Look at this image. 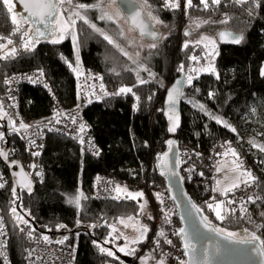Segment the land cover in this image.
Here are the masks:
<instances>
[{
    "label": "trees",
    "instance_id": "1",
    "mask_svg": "<svg viewBox=\"0 0 264 264\" xmlns=\"http://www.w3.org/2000/svg\"><path fill=\"white\" fill-rule=\"evenodd\" d=\"M92 1L94 0H73ZM148 3L153 14L163 21L166 38L160 40L155 54L145 59L147 71H139V78L146 81L143 84H138L137 71L129 66L125 57L102 37L93 33L83 21L77 20L76 24L82 68L79 77L61 59L63 56L73 66L76 65L71 37L65 38L60 44L41 40L33 52L20 49L18 36L12 37L16 42L18 55L0 60V105L3 106V113H6L0 119V127H3L5 117L13 122L8 132L12 152L10 159L23 162L28 157V151L24 145L22 130L19 133L13 131V124L17 127L18 125L14 113L2 97L3 80L10 73L25 70H43L50 89L45 91L40 87L22 85L20 112L32 122H43L52 117L53 102H57L65 114H75L84 119L88 125L87 130L99 145L100 154L93 157L82 153L75 140L48 133L41 157L43 178L38 181L33 177L32 195L21 193L19 201L15 199L13 203L11 185L7 190L0 189V207L8 227L11 264H25L26 247L44 243L42 240L36 242L41 234L45 235L46 231L57 229L58 225L73 228L78 223L92 226V229L90 235L71 236L64 240L75 247V264H125L119 258L102 254L96 244L105 249L111 246L110 226L121 218L136 217L140 212L139 198L126 199V195H115L114 197L119 198L97 200L91 196V180L94 174L103 173L139 186L149 168L148 180L163 187L155 170V158L163 151L168 138L162 101L165 83H171L181 73H185L186 79L192 78V86L186 83L183 90L181 127L176 138L180 144L186 143L203 152H207L214 145L220 146L223 153L225 148L232 147L239 155L242 168L245 169V162L249 165L257 178L258 196L261 199L250 204L247 215L250 216L253 226H261L257 234L264 239V215H261L264 213V153L256 150L253 155L246 154L237 130L232 132L212 118L219 117L225 122L231 121L234 125H239L248 116L255 120L254 126L261 131L264 138V77L259 75V68L264 61V0H249L244 5H236L232 0H222L219 7L207 11L202 6L192 7L187 12L184 6L174 10L164 7V0H148ZM193 4L199 5V0H193ZM0 8H3L2 0ZM225 14L231 17L228 24L213 23L222 20ZM197 20L210 22L196 28L195 32L216 33L227 29L244 37L237 46L218 43L213 60L215 72L197 74L193 66L203 67L206 64L203 48L195 43L184 47L186 36L181 29L195 26L193 22ZM12 28L10 15L6 16V9H3L0 11V36H9ZM181 65L184 66L183 71H178ZM87 72L102 77L100 82L113 93L122 86L131 87L132 92L119 96L106 95L92 100L91 103L86 102L78 96L77 85ZM184 92L189 94L191 102L185 100ZM210 92L215 93L213 98H209ZM136 97L140 99L137 101ZM134 104L137 105L135 109ZM199 105H203L205 111H201ZM251 107L254 108L253 115L250 114ZM193 167H198L193 161L181 163L183 173ZM260 168H263L262 173ZM213 170L212 166L202 164L199 174L204 184L184 179L187 192L202 218L207 217L211 225L227 231L243 232L250 222L247 224L242 219L238 220L237 211L235 215L220 221L207 206L215 201L211 197ZM5 172L8 175L6 168ZM128 190L139 188L130 187ZM79 192L87 197L81 201L80 210L68 202ZM227 200L225 197L220 201L226 207L232 208V205H227ZM13 207L19 216L32 220L38 228L33 234L35 239L27 236L30 227L35 228L33 224L29 223V226L21 223L17 227L18 222L11 212ZM144 222L150 231V222ZM20 228L25 231L21 232ZM148 234L149 232L145 241L136 248V253L146 244ZM106 239L110 244L104 242Z\"/></svg>",
    "mask_w": 264,
    "mask_h": 264
},
{
    "label": "snow or ice",
    "instance_id": "2",
    "mask_svg": "<svg viewBox=\"0 0 264 264\" xmlns=\"http://www.w3.org/2000/svg\"><path fill=\"white\" fill-rule=\"evenodd\" d=\"M23 12L17 13L14 11L16 5L13 3V0H2L3 8H0V11H3V9H6V16L10 15V21L13 25L12 31L9 34V36H0V41H6V43H0V53H3L0 55V60L2 59H9L14 58L16 55H18V48L15 46L16 42L12 39L13 36H18L19 38V48L22 49L25 52H33L36 49V46L41 43V40H43L51 43V44H60L63 42V40L66 38V36L71 37L73 47L76 53V65L73 66V64L69 61H67L63 56H61V59L65 60V63L68 64L69 68L72 69L73 72L77 74V77H79L82 74V68L80 65L79 60V41L76 31V24L77 20L83 21L85 25H87L93 33L98 34L100 37L103 38L104 41H107L109 45H112L115 47L122 55L128 57L129 59H132V56L130 53H128L123 47L120 46L119 43H117L111 35H109L106 31L98 27L95 23H93L87 16V12L89 10H97L100 12V15L97 17L99 20L108 21L113 24H116L118 28H120L119 21L123 19L125 23L129 24L128 31H138L139 35L141 37L148 36L151 38L152 42L147 44V47L149 49H155L158 47V41L160 39H164L166 37H163L159 35L156 31H154V26L149 25L146 22L145 17L148 19L154 21L156 24H162L163 21L159 19L158 16L154 15L151 10V5L148 3V0H142V3H140L137 10L134 12L128 13V7H130L133 3V0H120L121 7L125 10V15H122L121 13V7H115L117 5V0H96L93 4H74L73 0H20ZM232 2L236 5H244L249 2V0H232ZM255 2V0H253ZM222 4V0H199V5H194L193 0H185L184 2V9L185 12H187V9L192 7H199L202 6L203 10L207 11L210 8L219 7ZM67 5V7H65ZM127 6V7H125ZM180 0H164V7L174 10L177 8H180ZM146 10V11H145ZM26 13V15H24ZM249 15H251V12H249ZM231 17H229L227 14L224 15V18L219 21H213V23H221V24H228ZM210 21L208 20H197L194 21L195 28L201 27L203 24H207ZM42 26V27H41ZM186 36L190 35V32L186 31L184 33ZM120 36H125V32L123 28H120L119 30ZM219 37L221 39L227 37L229 38L230 42L239 44L243 40L242 34H233L231 32L222 31L219 33ZM208 41L209 44L215 45V40L206 37L201 36L199 40L195 41L194 43L199 45L203 41ZM129 44H132V41H129ZM9 45H13V47L9 48ZM143 47V45H141ZM184 47H189V43L185 42ZM137 57H139L140 53L137 52L135 54ZM192 59H197L196 57H192ZM134 63H137V61H133ZM184 66L181 65L178 71H183ZM139 70L147 71V69L143 65H138ZM40 72V75H43V70H38ZM211 71H215L214 68L211 69ZM152 75L151 73H149ZM261 76H264V68L260 71ZM91 78V77H90ZM29 80H31V77H28ZM96 79H101L102 77H96ZM137 79L138 84L146 83V81L139 78V71H137ZM217 79H219V76L217 75ZM10 80H5L4 83L8 84L10 83ZM188 86H192V78H188ZM181 84V81H176V86H173L171 89L168 90V99L167 104L169 105L168 112H165V115L168 116L170 121V126L168 128V131L170 133H174L177 128L179 127V116L176 114L175 111V105L177 103V100L179 97L183 95L181 88L178 87V85ZM47 87V85H45ZM135 87V86H134ZM100 90L104 92V95H114L119 96L121 94H128L132 92L131 87L122 86L120 87L116 92L114 93H107L104 90L103 83L100 84ZM196 91H199V89H196ZM135 95V93H133ZM215 96V93L210 92L209 98H213ZM99 99V97H97ZM137 101L140 99L139 97H136ZM148 99H151V96L148 97ZM89 103H91V100H89ZM137 105H133V108L135 109ZM201 111H205L203 105L198 106ZM254 111V110H253ZM206 115H210L209 113L205 112ZM6 115V113H3V106L0 105V119H3V116ZM59 115V113L57 114ZM215 119L217 124L223 125L225 128H229L230 131L236 132V129L231 127L227 122L221 120L219 117H212ZM72 122L76 123L75 117H72ZM10 124H12V121H9ZM57 123H59V120H57ZM30 125H26L22 121L19 123L18 127L13 124V131L19 133L20 130H27ZM85 125L80 124V131L83 132L85 130ZM51 130V129H49ZM4 139V134L0 133V140ZM81 143H83V138L81 137ZM30 144H35V141H29ZM169 145H172L173 141L169 140L167 142ZM230 144V142H226ZM253 147L259 148L261 152H264V146L256 144L254 141H250ZM42 147V146H41ZM229 153H231L232 157L235 159L233 160V167L227 168L226 165H220L216 168V171L218 173L224 172V180H217V185H221L224 183L226 186L221 190L219 187L213 188L212 191H220V194L223 196H227L229 193L234 192V190L239 189L241 187V184H243L245 187L251 188L256 182L257 178L253 176L250 170L243 169L242 163L239 162L240 158L239 155L236 153L234 149L231 147H228L227 150L224 153H218V155L227 156ZM95 155H99V150L97 149L94 152ZM34 156L40 155L39 152L32 153ZM167 155V154H165ZM198 155V154H197ZM0 157H3L5 160H7L8 153L0 150ZM180 161L177 160V165H179ZM17 164L16 161H10L9 166H15ZM34 167V165H33ZM227 168V170H225ZM235 173H239V175H235ZM14 176H22L23 182L20 180L17 181V183L24 188H27L29 192H31V182L27 180V174L23 173V169H21V173H13ZM39 175V173H37ZM161 175H164V172H161ZM169 175H177L174 171L170 172ZM202 175V173H201ZM241 177H244L241 179ZM99 179V178H98ZM4 184L0 183V188H3ZM118 194L122 191V189L119 186H116L114 189ZM126 191V189L124 190ZM13 193V203H15V199H18L16 188L14 187L12 189ZM157 199L160 198V194L157 193ZM143 198L142 192H136L131 193L128 192L126 195V199H136V198ZM119 196L113 197V199H118ZM87 199L83 195L82 192H79L77 195H75L73 198L69 199V203L73 204L78 210L81 209V201ZM215 199V198H213ZM260 196H248L246 198V202L248 203H255L256 201L260 200ZM163 203V201H161ZM236 203L235 199H228L227 205H233ZM245 200L244 198H241V204H240V215L237 217L238 220L240 219H248L249 222L251 221L250 216L247 215V208L244 206ZM208 208L210 210H213L216 215V219L220 221H224L225 219L229 218L232 215H235L236 209L235 208H229L224 205L223 201L216 202L215 204L209 203ZM146 207V202L143 204H140V212H138L136 215L137 217L140 215L145 214L144 209ZM193 207H196L193 205ZM163 212V222L165 224H170V212L165 211L164 209H161ZM199 211V209H197ZM11 212L15 219L17 220V227H19V224L29 225V221L24 219L22 216H19L16 212V208L13 207L11 209ZM30 215V214H29ZM261 215H264L262 213ZM148 219H154L151 215L147 216ZM127 221H135V223L132 224V227L135 228L138 235L136 238L128 240V237L125 235V233L121 232L119 237H113V239H118L120 237H123L126 241L125 246H118L117 251L124 253L125 255H135L136 249L128 247L129 244H140L147 238V233L149 232V228L146 225L140 224L139 221L132 216H129L126 218ZM202 223L205 224L206 227H208L211 231L215 232L216 235L221 236L225 241L231 242L233 244H239V245H252L251 251L255 252L257 255L261 257V264H264V239L261 238V235H258L257 232H249L248 229L243 230V235L235 232V231H227L224 228L220 227H214L210 224L207 217L202 218ZM120 224H123L125 228L129 227V224L126 222L124 218H121L119 220ZM137 225H139L137 227ZM30 226V225H29ZM3 223L0 222V235H4L3 232ZM59 227H64L63 225H58ZM112 231H117L116 227L114 225H111ZM261 226H257L259 229ZM21 232H24V228H20ZM36 229L30 227V231H28L27 236L29 239H35L34 233ZM172 235L179 236L182 238V248H183V255L185 257H188L187 260L180 259L179 264H209V260L211 256L218 255L221 253L222 248L221 245L216 244L213 246L212 252H209L208 248L198 249L196 244L192 243L191 240L187 238V235L185 234V230L183 228L178 229L177 231L173 232ZM109 236H111V232L109 233ZM67 237H64L62 240L58 241V243L63 244L64 240H66ZM43 241L45 244L51 243L49 237L47 235L41 234L39 240L36 242L39 243L40 241ZM105 243H110L109 240H105ZM161 242L167 245H173V241L169 239L164 231L163 228L157 231L155 237L153 238V243L155 244L156 248L161 247ZM94 244H96L95 241H93ZM96 246L99 248V251L102 254H106L108 257H113L118 259V257L115 256L114 251L111 249H105L104 247L100 246L99 244H96ZM3 246H0L2 248ZM35 249L28 251V258H31L33 256V253L35 252ZM161 255L166 257L168 254L165 252H161ZM37 259H40V257H37ZM141 264H145V260L141 258ZM157 264H165L164 259L157 260Z\"/></svg>",
    "mask_w": 264,
    "mask_h": 264
},
{
    "label": "built area",
    "instance_id": "3",
    "mask_svg": "<svg viewBox=\"0 0 264 264\" xmlns=\"http://www.w3.org/2000/svg\"><path fill=\"white\" fill-rule=\"evenodd\" d=\"M28 77H31V80H29ZM96 77H98L96 76V74L87 72L85 74V78H82L78 81V96L86 102H89V100L92 101L98 99L97 97L100 98L102 96H106L104 95V92L100 90L101 82L99 79H96ZM5 80H10L11 82L5 84ZM22 85L40 87L45 91H49L50 85L44 72L41 76L38 70L13 72L6 75L3 80L4 92L2 97L6 99L7 107L14 113L17 125H19V123L22 121L26 125L31 126L26 131L22 130V136L24 145L28 151V157L23 162H21V164L24 170L30 175V177H32V179L34 177L38 181H40L43 178L44 170L41 162V157L48 133H53L62 137L73 139L78 143L81 151L93 157L99 156L94 154L97 149L99 150L100 154L99 145L93 138L92 134L87 130L88 125L84 121V119H80L75 114H65L57 102H53V115L48 120L43 122H32L28 120V118L20 112V93ZM45 85H47V87H45ZM58 113L59 115H57ZM72 117H75L76 123L72 122ZM57 120H59V123H57ZM80 124H84L86 126L83 132L80 131ZM0 133L4 134L2 127H0ZM81 137L83 138V143H81ZM33 140L35 141V144H30L29 141ZM3 141L4 139L0 140V150L2 149ZM34 152H39L40 155H32V153ZM218 153H223V149L218 145H214L207 152H203L199 149L188 146L186 143L180 144L181 163L190 160L194 163H197L198 165V167H193L189 171H184V173L181 169L184 179H187L190 182L204 184V180L200 176L199 172L201 170L202 164L206 163L208 164V166H212L214 168L212 172V179H214L215 184L217 180L221 179V174L216 171L221 156L218 155ZM11 155L12 152L10 151L9 156ZM244 168L251 171L249 165L246 162L244 163ZM37 173H39V175H37ZM251 173L253 174V176H255L252 171ZM149 174L150 171L148 168L143 178L144 180L142 184L138 186L130 182L115 179L114 177L103 173H96L91 180V196L97 200L109 199L114 197L115 195L121 194H118L114 190L116 186H122L126 190H128L130 187H138L139 190H141L146 196L149 207L148 211L144 212L145 214L140 215V217L144 221H149L151 227L146 244L141 247L137 253H135L134 260H136L140 256L148 255L151 257L164 259L166 264H179V260H185V258L180 247L178 237L172 235V233L175 232L178 228L175 205L167 195L164 187L157 185L155 181L150 182L148 180ZM0 183L4 184V187L0 188L1 190H7L11 185L10 178L5 172V166L1 161ZM157 193L160 194L159 199H157ZM248 196H258L257 182L251 188L242 185L239 189L234 190V192L229 193L227 196L221 195L218 191H212V198H215V201H220L225 197H227L228 199H235L236 203L232 205V208H235L239 215L241 211V198H244V206L247 208V210L251 204L246 202V198ZM161 201H163V203H161ZM161 209L170 212V224H165L163 222L164 214ZM148 215H151L152 217H154V219H148ZM242 220L245 223L249 224L248 219ZM0 222L3 223V232L5 233L4 235H0V246H3L2 248H0V261L2 264H11L8 248V227L1 207ZM251 226L253 225L251 224ZM161 228L164 229L167 237L173 241V245H167L161 242V247L156 248L155 244L153 243V238L155 237L157 231ZM253 229H257V226H253ZM32 249H35L36 251L33 253V256L31 258H28V251ZM161 252H165L168 255L164 257L161 255ZM37 257H40V259H37ZM75 259V247L71 243L66 241H64L63 244H60L58 242L48 244H30L26 247L24 254L25 264H75Z\"/></svg>",
    "mask_w": 264,
    "mask_h": 264
},
{
    "label": "water",
    "instance_id": "4",
    "mask_svg": "<svg viewBox=\"0 0 264 264\" xmlns=\"http://www.w3.org/2000/svg\"><path fill=\"white\" fill-rule=\"evenodd\" d=\"M13 3L16 5L15 12L22 13L23 7L20 0H13ZM117 5L118 7H121L120 0H117ZM139 5L140 4L137 1L133 0L132 5L128 7V13L137 10ZM121 12L123 15L126 14L123 7H121ZM24 15H26V13H24ZM145 19L149 25L154 26L152 20L148 19L147 17H145ZM154 31H156L159 35H161L155 26H154ZM186 31L187 30H185V32ZM222 31L231 32L233 34H240L227 29L219 30L216 33V37L220 45L237 46L241 43V42L239 44L232 43L227 37L221 39L219 37V33ZM136 33L137 35H139L138 31H136ZM144 38L152 41L151 38L148 36H144ZM262 68H264V61L261 63V66L259 68V75L261 78L264 77L261 76L260 74ZM176 81H181V84L178 85V87L181 88V91L183 93V90L186 86L185 73H181L176 77H174V79L171 81L169 86L164 91L163 101H162V113L167 126L168 138L164 143L163 151L159 152L155 158V170L157 172L158 177L161 179L163 183V187L166 190L167 195L175 205L176 216L178 220L177 230L183 228L185 230V234L187 235V238L191 240L192 243L196 244L198 249L202 250L203 248H208L209 252L211 253L214 245L216 244L221 245L222 248L221 253L218 255L211 256L209 260V264H261V257L257 255L255 252L250 250L252 248V245H239L225 241L221 236L216 235L215 232L211 231L208 227L205 226L204 223L201 222L202 215L200 211H197L198 209L197 207H193V205L195 204L193 203L192 199L190 198L187 192L184 183V177L181 172L180 143L176 138L177 133L181 127L182 96L178 98L177 103L175 105L176 114L179 116V127L174 133H170L168 131V128L170 126V121L168 116L165 115V112H168L169 109V105L167 104L168 90L171 89L173 86H176ZM9 121L10 120L7 117H5L3 120L2 129L4 132V141L2 143V149H1L8 153V157L7 160H5L3 157H0V161L3 163V165L8 171V175L11 183V192L12 189L15 187L17 196L19 197L18 198L19 201L21 193H24L27 196L32 195L34 189V181L32 177H30V175L24 170L21 162L14 159H10L9 154L11 150V145L8 139V132L10 130L11 124L9 123ZM169 140L173 141L172 145H169L167 143ZM177 160L180 161L179 165H177ZM10 161H16L17 164L15 166L10 167L9 166ZM21 169H23L24 174H27V180L31 182V189H32L31 192H29L27 188L21 187L17 183L18 180L23 182L22 176L13 175L14 172L18 174L21 173ZM172 171L177 173V175L174 176L169 175V173ZM161 172H164V175H161ZM17 209H18V204H17ZM28 221L29 223L33 224L32 220L29 219ZM33 226L35 227V229H38L34 224ZM91 229L92 226H84L78 223L73 228L64 226V227H59L55 230L46 231L45 235L49 237L51 243H56L62 240L64 237H67L68 239L71 236L90 235ZM177 237L180 243V247L183 251L182 248L183 240L181 237L179 236ZM115 256L118 257L125 264H141V258L145 260V264H157V260H159V258L151 257L148 255L140 256L136 260H134L135 255H125L117 251H115ZM184 258L185 260L188 259V257L185 256Z\"/></svg>",
    "mask_w": 264,
    "mask_h": 264
},
{
    "label": "rangeland",
    "instance_id": "5",
    "mask_svg": "<svg viewBox=\"0 0 264 264\" xmlns=\"http://www.w3.org/2000/svg\"><path fill=\"white\" fill-rule=\"evenodd\" d=\"M134 1L139 2L140 0H134ZM95 2H96V0H94L92 2H73V3L74 4H79V3L93 4ZM184 2H185V0H180L181 7L184 6ZM140 3H142V1H140L139 4ZM65 7H67V5H65ZM115 7H118V5H116ZM14 11H15V9H14ZM99 15H100V12L97 10H89L87 12L88 18L93 23H95L98 27H100L101 29L106 31L109 35H111L112 38L117 43H119L121 47H123L128 53L131 54L132 59H129L128 57L123 55L125 57V59L127 60L130 67H132L136 71H142V70L138 69V65H143L146 68L145 59L149 56L152 57L155 54V51L159 48L161 41L160 40L158 41V47L157 48L149 49L147 47V44L152 42V41H150L144 37H141L140 35H137L136 31L129 32L128 31L129 24L125 23V21L123 19H121L119 21L120 28H123V30L125 32V36L122 37L119 35L120 28H118L116 24H113V23L108 22V21H103V20L97 19V17ZM153 24L157 28V30L160 32L161 36L165 37L166 31L163 29L162 24H156V23H154V21H153ZM181 30L183 33L185 32V30L190 32V35L186 36V42H188V43H194L195 41L199 40L201 36L210 37V38L215 40L214 46L212 44H209L208 41H206V40L199 44L203 48V53H204L203 55L206 58V64L203 67L193 66V69L195 70V72H197V74L213 72V71H211V69L214 68L213 60L215 58L216 49H217V45H218V40L216 37L217 32L216 33H211L208 31L195 32L196 28L193 25H191L187 28H182ZM67 37H70V35L66 36V38ZM42 40H43V38H42ZM130 40L132 41V44H129ZM141 45H143V47H141ZM8 47L11 48L12 45H9ZM137 52L140 53L139 57H137L135 55ZM2 54L3 53H1V55ZM74 55L76 58L75 50H74ZM134 60L137 61V63H134L133 62ZM214 70H215V68H214ZM188 78L186 79V83L188 81ZM169 84H170V82L165 83V89L169 86ZM103 85H104L105 91L108 90L107 91L108 93H110V94L113 93V91L106 88L105 84H103ZM165 89H164V91H165ZM184 98L187 102H191V97L189 96V94H186V92H184ZM253 110H254V108L251 107L250 108V114H252V115L254 113ZM254 121L255 120H253V119L251 120L250 117H248V116L244 117L243 121L239 125H234L231 121H227V123L229 125H231V127L236 128L237 133H238V137H239V141L243 144L242 146H243L244 150L246 151V154H249V155H253V154H255L256 150H259V148L253 147L252 144L250 143V141H254L256 144L264 146V138H262L263 135H262L261 131L257 127L254 126ZM227 148H225L224 152L227 150ZM232 149H234V148H232ZM220 157L221 158H220L219 166L220 165H226L227 168L233 167L232 162L235 158L232 157L231 153H229L227 156H220ZM227 168L225 170H227ZM262 170H263V168H260V173H262ZM220 174H221L220 180L223 181L224 180V172H220ZM235 175H239V173H235ZM243 178L244 177H241V179H243ZM212 184L214 186L213 188L219 187V189H221V190L226 186L224 183H222L219 186L217 185V183L214 184V179H212ZM242 185L243 184H241V186ZM120 188L122 189V191L120 192L121 194H119L121 196L127 195L128 192H131V193L142 192L141 190H126V191H124L125 188H123L122 186H120ZM218 192L220 193V191H218ZM211 197H212V193H211ZM145 202H146V207L144 209V212H147L148 208H149L148 202H147L146 196L143 193V198H139V203L143 204ZM216 202H219V201H214L213 204H215ZM135 218L139 221L140 224L146 225L140 216H138V217L136 216ZM125 220L129 224V227H127V228H125L123 224H120L119 220L117 221V223L113 224L116 227L117 231L113 232L112 227H110V232H111L110 237H112V241H111V244L109 243L111 246H107L108 247L107 249H111L112 251H114V253H115V251H117L116 249L118 246H125L126 241L123 237H120L118 239H113V237H119L120 233L123 232L128 237V240H131V239L136 238L138 235L135 228L132 227V224L135 223V221H127V219H125ZM250 223H252V222H250ZM250 225L251 224H249L246 227V229H248L249 232H257L258 228L253 229V226H250ZM138 226L139 225H137V227ZM237 233H239L241 235L244 234L243 232H237ZM138 245L139 244H134V245L129 244L128 247L136 249V248H138ZM117 252H119V251H117ZM120 253H122V252H120ZM106 264H114V263L108 262Z\"/></svg>",
    "mask_w": 264,
    "mask_h": 264
},
{
    "label": "bare ground",
    "instance_id": "6",
    "mask_svg": "<svg viewBox=\"0 0 264 264\" xmlns=\"http://www.w3.org/2000/svg\"><path fill=\"white\" fill-rule=\"evenodd\" d=\"M50 134V133H49ZM82 153H83V151H82ZM86 155V154H85Z\"/></svg>",
    "mask_w": 264,
    "mask_h": 264
}]
</instances>
